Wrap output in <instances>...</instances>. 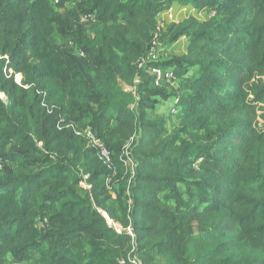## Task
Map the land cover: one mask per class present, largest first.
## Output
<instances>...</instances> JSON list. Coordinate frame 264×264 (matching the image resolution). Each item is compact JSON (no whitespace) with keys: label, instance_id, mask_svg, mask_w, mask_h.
<instances>
[{"label":"trees","instance_id":"obj_1","mask_svg":"<svg viewBox=\"0 0 264 264\" xmlns=\"http://www.w3.org/2000/svg\"><path fill=\"white\" fill-rule=\"evenodd\" d=\"M133 256L264 264V0H0V264Z\"/></svg>","mask_w":264,"mask_h":264},{"label":"rangeland","instance_id":"obj_2","mask_svg":"<svg viewBox=\"0 0 264 264\" xmlns=\"http://www.w3.org/2000/svg\"><path fill=\"white\" fill-rule=\"evenodd\" d=\"M210 14H211V10H203L201 12H193L190 8H181V7H178L177 5H173L168 13L159 15L157 17V21L159 22L160 26L164 27L165 25H168L170 23H179L183 19L187 18L188 16H194V17L199 18V19H206L207 17L210 16ZM55 40L58 44L63 43V40L57 35L55 36ZM185 49H186V40L180 39L172 46L169 53L180 55V54L185 53ZM158 52L159 51L156 50L154 53L158 54ZM151 58H155V56H151ZM18 80L19 79H16V81H18ZM162 83H167V82L163 80ZM177 83H178L177 79L174 78L172 81V84L171 85L169 84L168 87H175L177 85ZM172 113H173L172 112V101L161 102L157 106L156 111L151 114V117L159 116V117L165 118L166 122H167L166 123V129L168 132H171V131H173V129L178 124V119ZM170 114H172L173 116L170 117ZM127 164L129 167H131V164L129 162ZM82 187H84V185ZM107 222L110 226L119 229V225L114 224L113 222L109 221L108 219H107Z\"/></svg>","mask_w":264,"mask_h":264},{"label":"built area","instance_id":"obj_3","mask_svg":"<svg viewBox=\"0 0 264 264\" xmlns=\"http://www.w3.org/2000/svg\"><path fill=\"white\" fill-rule=\"evenodd\" d=\"M150 74L154 77V84L156 86L168 87L169 84L170 85L172 84V81L175 78L171 71H164V70L159 69V68L158 69H152L150 71ZM163 80L166 81L167 83H162ZM172 112L175 113L176 111L172 109ZM80 133L89 139L90 145L97 147L100 158L104 159L105 161H108L107 153H106L104 147L99 143L98 140L94 139L90 130L88 128L83 129L82 131L78 132L77 134H80ZM131 264H141V263L133 256V257H131Z\"/></svg>","mask_w":264,"mask_h":264},{"label":"water","instance_id":"obj_4","mask_svg":"<svg viewBox=\"0 0 264 264\" xmlns=\"http://www.w3.org/2000/svg\"><path fill=\"white\" fill-rule=\"evenodd\" d=\"M19 81V80H18Z\"/></svg>","mask_w":264,"mask_h":264}]
</instances>
